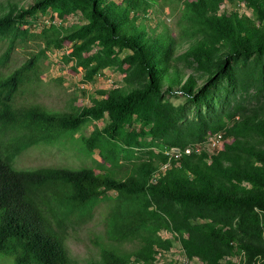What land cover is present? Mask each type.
Returning a JSON list of instances; mask_svg holds the SVG:
<instances>
[{
	"label": "trees",
	"instance_id": "1",
	"mask_svg": "<svg viewBox=\"0 0 264 264\" xmlns=\"http://www.w3.org/2000/svg\"><path fill=\"white\" fill-rule=\"evenodd\" d=\"M50 9L63 19L79 12L82 22L30 29L37 12L55 17ZM165 9L173 26L158 17ZM67 41L72 67L81 66L86 79L126 63L124 85L100 89L80 107L45 103L47 50ZM25 46L16 63L14 50ZM177 95L226 108L209 120L186 118L184 107L166 98ZM105 117L101 129L79 137L87 151L98 148L107 173L14 165L27 148ZM214 133L221 149L170 160L162 152L202 144ZM143 146L131 164L120 162ZM108 200L102 232L90 238L98 253L79 263L68 232ZM162 230L177 233L186 257L201 264H235L232 257L264 264V0L0 2V264H155L172 246Z\"/></svg>",
	"mask_w": 264,
	"mask_h": 264
},
{
	"label": "rangeland",
	"instance_id": "2",
	"mask_svg": "<svg viewBox=\"0 0 264 264\" xmlns=\"http://www.w3.org/2000/svg\"><path fill=\"white\" fill-rule=\"evenodd\" d=\"M5 0H0L4 2ZM20 5L27 6L31 0H16ZM58 19L56 25L60 28L72 27L75 24L81 23L82 20L79 16V12H70L64 19L60 18L51 9L49 10ZM240 12H246L250 14V9L244 5H240ZM168 10L158 14L159 18H165L169 26H173L174 17L166 16ZM49 14V12H47ZM152 15V13H151ZM36 23V25L34 24ZM43 21H32L30 29L35 31L41 28ZM172 22V23H171ZM27 46L24 48L16 47L14 61L18 63L26 53ZM71 50V43L65 42L60 49H49L47 50L48 58L46 64L48 65L47 70L43 73V91L41 92V99L54 107L66 108L74 105L80 107L82 105L90 104L92 98L99 97L98 90L121 87L124 85V77L126 75V63L121 65L115 64L106 66L103 68L101 73L93 76L92 80L84 77V69L81 66L73 68V61L68 58L67 53ZM122 57V54H120ZM219 93L225 96L228 94L226 89H219ZM74 98V100H73ZM167 100L174 105H182L184 107V114L186 118H198L203 116L204 119L209 120L212 115H219L224 108L226 103H218L215 101L214 106L210 107L204 104L188 102L183 96H167ZM106 117L99 120H92L85 122L80 130L74 132L72 135L67 134L60 140L49 144H38L27 148L20 155L17 156L14 165L18 168H35L39 166H66L70 168H79L82 166H92L94 168H101L105 173L108 172L107 166L109 163L106 162L98 152V148H94L87 151L83 143L80 140V135L88 136L95 127L102 128L106 123ZM137 128L139 131L141 125L135 122L132 126ZM145 139V138H144ZM149 137L146 141H149ZM207 147L206 145H204ZM147 146L138 147L133 152V156L129 158L122 157L120 162L123 164H131L136 160L137 156L144 154L147 150ZM126 168L122 167L119 170L124 171ZM110 198H114L117 195L115 190H109L107 192ZM108 201L98 202L97 209L94 212L92 218L84 225L77 227L74 230H69L66 243L70 250V255L77 262L82 263L89 256H96L98 250L94 247L95 245L91 241V236L95 233L102 232L99 222L105 217L108 207ZM160 234L163 238H170L172 240V246L168 250H161L158 254L157 261L155 264H163V262H176L179 264L180 258L184 255L178 234L169 230H162ZM235 264H238L240 258L232 257ZM192 264H201V262L193 258L191 259ZM137 264V263H132Z\"/></svg>",
	"mask_w": 264,
	"mask_h": 264
},
{
	"label": "built area",
	"instance_id": "3",
	"mask_svg": "<svg viewBox=\"0 0 264 264\" xmlns=\"http://www.w3.org/2000/svg\"><path fill=\"white\" fill-rule=\"evenodd\" d=\"M33 21H37V22L43 21L40 26L42 27L45 24L56 23L58 19L56 17H52L48 13L37 12ZM34 24L36 25L35 22ZM204 145H206L207 147H205ZM222 146H223V140H222L221 134L214 133V134H209L207 136L206 141L202 144H196V146H192V147L186 146L183 149L177 146L164 147L162 149V152L165 155H167L168 159L170 160L172 158H177L178 156L181 155L182 152L190 153L191 151H200L202 149H205V150L221 149ZM165 167L166 165H163L162 168H165ZM179 264H192V263H191V259L186 257V255L184 254L181 256Z\"/></svg>",
	"mask_w": 264,
	"mask_h": 264
}]
</instances>
